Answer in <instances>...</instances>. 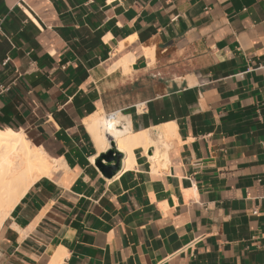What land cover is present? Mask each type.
<instances>
[{
    "label": "crops",
    "instance_id": "obj_1",
    "mask_svg": "<svg viewBox=\"0 0 264 264\" xmlns=\"http://www.w3.org/2000/svg\"><path fill=\"white\" fill-rule=\"evenodd\" d=\"M98 113L177 137L107 178ZM0 129L66 164L0 264H264V0H0Z\"/></svg>",
    "mask_w": 264,
    "mask_h": 264
},
{
    "label": "bare ground",
    "instance_id": "obj_2",
    "mask_svg": "<svg viewBox=\"0 0 264 264\" xmlns=\"http://www.w3.org/2000/svg\"><path fill=\"white\" fill-rule=\"evenodd\" d=\"M145 51L149 53L148 49ZM123 62L128 64L129 60L124 59ZM126 117L120 115L116 118L115 115L108 118L105 114L98 113L86 122V128L98 153H107L112 148V143L115 144L120 152L128 156L127 168L136 166V149L142 148L145 154L154 146L163 150L168 142L177 137L173 125L135 132L131 121ZM151 162L156 161L151 159ZM64 168V161L50 158L42 148L35 146L24 132L0 129V229L11 211L39 179L50 178Z\"/></svg>",
    "mask_w": 264,
    "mask_h": 264
},
{
    "label": "water",
    "instance_id": "obj_3",
    "mask_svg": "<svg viewBox=\"0 0 264 264\" xmlns=\"http://www.w3.org/2000/svg\"><path fill=\"white\" fill-rule=\"evenodd\" d=\"M122 154L116 151L115 144L112 143V148L100 156L96 162V166L107 178H112L120 170Z\"/></svg>",
    "mask_w": 264,
    "mask_h": 264
},
{
    "label": "built area",
    "instance_id": "obj_4",
    "mask_svg": "<svg viewBox=\"0 0 264 264\" xmlns=\"http://www.w3.org/2000/svg\"><path fill=\"white\" fill-rule=\"evenodd\" d=\"M22 4L24 3V1H22L21 2ZM21 7V6H20ZM22 8V10L27 14V12H26V10H29L30 8L26 5V4H23V7H21ZM30 11V10H29ZM28 15V14H27ZM9 63V60H6L5 62H4V64L3 65H7ZM3 90L4 91H8L9 90V88H3ZM115 115H116V113H111V114H108L107 115V117L108 118H113V117H115Z\"/></svg>",
    "mask_w": 264,
    "mask_h": 264
}]
</instances>
